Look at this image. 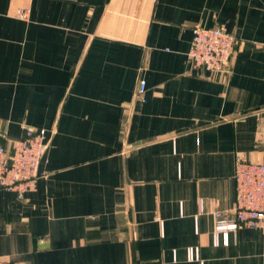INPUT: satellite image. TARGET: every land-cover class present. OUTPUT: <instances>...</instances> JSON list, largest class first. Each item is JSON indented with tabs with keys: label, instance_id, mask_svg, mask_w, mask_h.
I'll return each instance as SVG.
<instances>
[{
	"label": "crops",
	"instance_id": "obj_1",
	"mask_svg": "<svg viewBox=\"0 0 264 264\" xmlns=\"http://www.w3.org/2000/svg\"><path fill=\"white\" fill-rule=\"evenodd\" d=\"M195 26L236 36L228 72L192 67ZM30 126L48 149L35 190H0L9 264H264V227L213 233L237 156L264 162V0H0V129Z\"/></svg>",
	"mask_w": 264,
	"mask_h": 264
},
{
	"label": "built area",
	"instance_id": "obj_2",
	"mask_svg": "<svg viewBox=\"0 0 264 264\" xmlns=\"http://www.w3.org/2000/svg\"><path fill=\"white\" fill-rule=\"evenodd\" d=\"M21 15L25 17L26 12ZM236 44V36L223 26H195L188 52L191 65L211 74L226 73ZM145 91L146 83L141 81L135 97L142 100ZM47 149L45 128L27 127L25 136L15 140L0 129V190L17 192L21 199L27 192L35 190ZM235 180L237 196L234 208L214 212L216 243L220 237L228 243L229 234L241 228L264 227V162L238 155ZM188 258L199 259L197 248L188 249ZM0 264H9V261L0 258Z\"/></svg>",
	"mask_w": 264,
	"mask_h": 264
},
{
	"label": "rangeland",
	"instance_id": "obj_3",
	"mask_svg": "<svg viewBox=\"0 0 264 264\" xmlns=\"http://www.w3.org/2000/svg\"><path fill=\"white\" fill-rule=\"evenodd\" d=\"M23 11H25V12H26V15H27V13H28V10H27V9H22V10H20V12H19L20 15L22 14ZM21 16H23V15H21Z\"/></svg>",
	"mask_w": 264,
	"mask_h": 264
}]
</instances>
